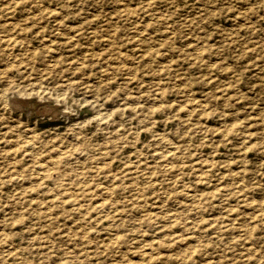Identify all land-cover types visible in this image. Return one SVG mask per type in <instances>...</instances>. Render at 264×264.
Instances as JSON below:
<instances>
[{
  "label": "rangeland",
  "instance_id": "obj_1",
  "mask_svg": "<svg viewBox=\"0 0 264 264\" xmlns=\"http://www.w3.org/2000/svg\"><path fill=\"white\" fill-rule=\"evenodd\" d=\"M0 264H264V0H0Z\"/></svg>",
  "mask_w": 264,
  "mask_h": 264
},
{
  "label": "bare ground",
  "instance_id": "obj_2",
  "mask_svg": "<svg viewBox=\"0 0 264 264\" xmlns=\"http://www.w3.org/2000/svg\"><path fill=\"white\" fill-rule=\"evenodd\" d=\"M19 97H20V96H19ZM21 101H22V100H21ZM21 103H22V102H21ZM165 155H167V154H165ZM162 156H163V155H162ZM158 157H159V156H158ZM163 159H164V158H163ZM138 164H139V163H138ZM139 165H140V164H139ZM137 169H138V168H137ZM111 176H112V175H111ZM115 178H116V177H114V179H115ZM112 179H113V178H112ZM74 188H75V187H74ZM104 192H105V191H104ZM80 196H81V195H80ZM88 197H89V196H88ZM85 198H87V197H85ZM58 201H59V199H58ZM95 203H96V202H95ZM58 204H59V203H58ZM104 204H105V202H104ZM88 206H89V205H88ZM252 207H253V206H252ZM255 207H256V206H255ZM82 211H83V210H82ZM226 211H227V210H226ZM229 212H231V211H229ZM74 213H75V211H74ZM231 213H232V212H231ZM77 214H78V212H77ZM228 214H229V213H228ZM69 215H70V214H69ZM69 215H68V217H69ZM96 215H97V214H96ZM100 215H102V214H100ZM108 216H109V215H108ZM106 217H107V216H106ZM64 218H65V217H63V219H64ZM101 218H103V217H101ZM222 220H223V218H222ZM216 221H218V220H215V222H216ZM223 222H224V221H223ZM218 224H219V223H217V225H218ZM222 224H223V223H222ZM224 224H225V222H224ZM227 224H228V223H227ZM213 225L215 226V224H213ZM220 226H221V224H220ZM211 227H212V226H211ZM224 227H225V226H224ZM227 227H228V226H227ZM227 227H226V228H227ZM232 228H233V227H232ZM208 229H209V228H208ZM217 229H218V228H217ZM221 229H222V228H221ZM229 229H230V228H229ZM212 230H213V229H212ZM219 230H220V229H219ZM226 230H227V229H225V232H226ZM232 230H233V229H232ZM238 230H239V229H238ZM240 230H241V229H240ZM223 231H224V229H222L220 232L223 233ZM218 232H219V231H218ZM229 232H230V231H229ZM229 232H228V233H229ZM233 232H234V231H233ZM242 232H243V231H242ZM42 234H43V233H42ZM223 235H224V234H223ZM41 237H42V236H41ZM41 237H39V238H41ZM235 239H236V238H235ZM111 240H112V238H111ZM237 240H238V239H237ZM142 242H143V241H142ZM142 242H141V243H142ZM235 242H236V241H235ZM242 242H243V241H242ZM242 242H241V243H242ZM141 243H140V244H141ZM140 244H139V245H140ZM141 245H142V244H141ZM246 246H247V245H246ZM43 247H44V245H43ZM145 247H146V246H145ZM147 247H148V246H147ZM250 248H251V247H250ZM250 248L248 247V249H250ZM252 249H253V248H252ZM144 251H145V250H144ZM245 252H246V251H245ZM248 252H249V250H248ZM251 252H252V251H251ZM243 253H244V251H243Z\"/></svg>",
  "mask_w": 264,
  "mask_h": 264
}]
</instances>
